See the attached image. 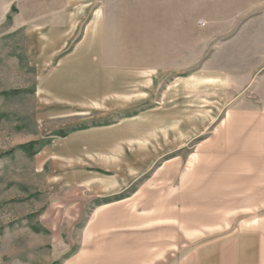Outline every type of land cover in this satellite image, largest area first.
Wrapping results in <instances>:
<instances>
[{
	"label": "rangeland",
	"instance_id": "rangeland-1",
	"mask_svg": "<svg viewBox=\"0 0 264 264\" xmlns=\"http://www.w3.org/2000/svg\"><path fill=\"white\" fill-rule=\"evenodd\" d=\"M252 1L196 0L195 13L176 15L174 0H117L107 18L108 49L118 70L129 66L146 74L140 81L148 95L127 110L132 120L121 128L136 136L142 158L158 148V137L166 136V144L144 173L146 160L134 166L140 176L126 191L87 200L80 221H72L76 214L68 204L78 192L70 191V198L54 186L38 155L57 130L80 126L40 121L38 73L18 27V5L0 0V264H66L79 249L80 256L103 255L110 262L176 264L190 249L264 226V190H225L220 187L228 184L217 183L244 166L221 148L226 110L261 104L252 90L255 62L246 59L244 47L228 42L242 18L230 12ZM151 136L156 139L142 144ZM120 169H130L126 160ZM207 179L217 189H196L195 182ZM103 203H116L103 215L129 222H105L101 238L86 240L92 213Z\"/></svg>",
	"mask_w": 264,
	"mask_h": 264
},
{
	"label": "crops",
	"instance_id": "crops-1",
	"mask_svg": "<svg viewBox=\"0 0 264 264\" xmlns=\"http://www.w3.org/2000/svg\"><path fill=\"white\" fill-rule=\"evenodd\" d=\"M174 1V14L195 13L196 0ZM14 3L18 5L17 22L26 42V54L38 73L36 94L40 121L59 128L80 126L69 132L57 130L59 134L38 155L48 168L54 186L67 191L70 198H74V192L70 191L78 192V199L68 204V212L76 214L72 221H80V206L85 208L87 200H104L126 191L140 176L134 166L146 160L144 173L149 160L166 144V136L157 138L158 148L152 152L147 146L150 152L147 155L145 151L142 158L136 136L130 128H121L132 120L127 119V110L136 108L135 104L142 103L148 95L140 81L146 74L132 71L129 66L118 70L116 55L108 49L107 18L117 8V0H14ZM243 9L230 12L242 18H238L237 37L228 42L232 40L235 43L232 46L244 47L246 59L255 62L252 90L258 94L261 104H234L226 110L220 128L227 134L220 138L221 148L224 153H230L229 157L243 160L244 166L217 183L228 184L220 187L225 190H264L260 186L264 184V0H253L250 8ZM232 82L228 80L230 85ZM118 110L125 113L117 117ZM152 137L142 144L156 139ZM124 160L129 170L120 169ZM195 186L206 191L218 187L211 179L195 182ZM114 204L96 207L92 227L86 228L83 238H101L105 222H129V219L103 215ZM250 230L243 231L242 238L217 240L214 244L190 249L176 264H264V226ZM83 263L125 264L118 258L110 262L103 255L80 256V249L66 262Z\"/></svg>",
	"mask_w": 264,
	"mask_h": 264
},
{
	"label": "trees",
	"instance_id": "trees-1",
	"mask_svg": "<svg viewBox=\"0 0 264 264\" xmlns=\"http://www.w3.org/2000/svg\"><path fill=\"white\" fill-rule=\"evenodd\" d=\"M60 135H61V136H63V135H64V133H61ZM24 148H25V149L32 150L33 146H24Z\"/></svg>",
	"mask_w": 264,
	"mask_h": 264
}]
</instances>
